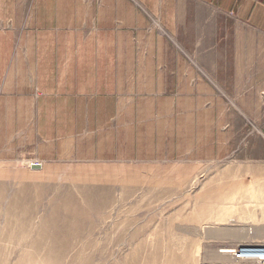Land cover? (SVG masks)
Returning a JSON list of instances; mask_svg holds the SVG:
<instances>
[{
	"label": "rangeland",
	"instance_id": "1",
	"mask_svg": "<svg viewBox=\"0 0 264 264\" xmlns=\"http://www.w3.org/2000/svg\"><path fill=\"white\" fill-rule=\"evenodd\" d=\"M83 2L118 34L116 111L42 88L72 64L33 11L61 33L63 0H0V264H235L223 249L264 242V34Z\"/></svg>",
	"mask_w": 264,
	"mask_h": 264
},
{
	"label": "crops",
	"instance_id": "2",
	"mask_svg": "<svg viewBox=\"0 0 264 264\" xmlns=\"http://www.w3.org/2000/svg\"><path fill=\"white\" fill-rule=\"evenodd\" d=\"M131 1L137 3L149 16L158 19L170 32H177L188 25L194 14L192 4L195 3L207 7L214 14L231 19L238 26L264 34V0ZM88 15L89 9L83 0H63L62 18L58 19L63 32L56 33L51 8L40 9L38 6L33 11V20L38 27V45L51 48L54 37L57 38V45L61 38L63 48L70 53L67 57H70L72 64L68 83L62 78L47 80L42 88L47 86V95L52 94L49 91L51 88L57 89L58 96L63 99L61 104L68 106L64 107L65 110L88 113L92 110L89 107L91 104L103 103L111 104V110L116 111L114 94L117 92L119 73L118 34L112 25L91 23ZM65 62L69 64L68 58ZM88 96L94 100L99 97V101Z\"/></svg>",
	"mask_w": 264,
	"mask_h": 264
},
{
	"label": "built area",
	"instance_id": "3",
	"mask_svg": "<svg viewBox=\"0 0 264 264\" xmlns=\"http://www.w3.org/2000/svg\"><path fill=\"white\" fill-rule=\"evenodd\" d=\"M229 255L235 264H264V243H244L235 248H226L222 252Z\"/></svg>",
	"mask_w": 264,
	"mask_h": 264
},
{
	"label": "water",
	"instance_id": "4",
	"mask_svg": "<svg viewBox=\"0 0 264 264\" xmlns=\"http://www.w3.org/2000/svg\"><path fill=\"white\" fill-rule=\"evenodd\" d=\"M32 169H40L42 168V164L40 163H31Z\"/></svg>",
	"mask_w": 264,
	"mask_h": 264
},
{
	"label": "bare ground",
	"instance_id": "5",
	"mask_svg": "<svg viewBox=\"0 0 264 264\" xmlns=\"http://www.w3.org/2000/svg\"><path fill=\"white\" fill-rule=\"evenodd\" d=\"M246 236V235H245ZM222 252V251H221ZM225 255V254H224ZM227 256V255H226Z\"/></svg>",
	"mask_w": 264,
	"mask_h": 264
}]
</instances>
